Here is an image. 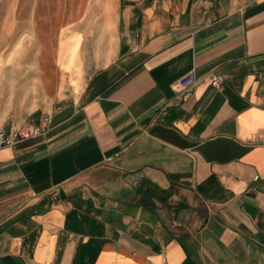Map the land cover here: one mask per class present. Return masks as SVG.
<instances>
[{"label":"crops","instance_id":"0c3cea01","mask_svg":"<svg viewBox=\"0 0 264 264\" xmlns=\"http://www.w3.org/2000/svg\"><path fill=\"white\" fill-rule=\"evenodd\" d=\"M43 113L0 264H264V0H0V127Z\"/></svg>","mask_w":264,"mask_h":264},{"label":"built area","instance_id":"2783aa9c","mask_svg":"<svg viewBox=\"0 0 264 264\" xmlns=\"http://www.w3.org/2000/svg\"><path fill=\"white\" fill-rule=\"evenodd\" d=\"M211 85L213 87H219L221 84V78L219 76H211ZM197 82V76L194 70H190L182 75L175 83L173 87L176 91H184L189 87H192ZM50 126V115L43 113L41 115V122L39 124L27 125L22 127H0V148L12 146L13 144L36 137L47 131Z\"/></svg>","mask_w":264,"mask_h":264}]
</instances>
